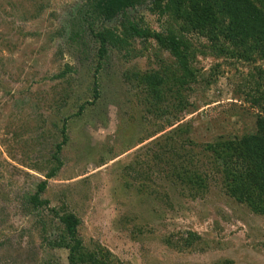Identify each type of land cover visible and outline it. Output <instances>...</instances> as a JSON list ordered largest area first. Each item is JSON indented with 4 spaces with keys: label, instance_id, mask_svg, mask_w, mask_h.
Here are the masks:
<instances>
[{
    "label": "rangeland",
    "instance_id": "1",
    "mask_svg": "<svg viewBox=\"0 0 264 264\" xmlns=\"http://www.w3.org/2000/svg\"><path fill=\"white\" fill-rule=\"evenodd\" d=\"M78 2L0 0V264H68L49 209L74 214L84 247L107 251L110 264H264V217L226 193L205 149L254 129L264 60L214 54L190 35L193 80L181 103L167 94L154 107L125 74L163 70L171 56L135 38L97 70L92 32L178 24L146 9L105 22L83 17ZM63 118L62 167L40 196L47 208L34 209L27 198L45 180ZM182 167L202 185L179 181Z\"/></svg>",
    "mask_w": 264,
    "mask_h": 264
},
{
    "label": "trees",
    "instance_id": "2",
    "mask_svg": "<svg viewBox=\"0 0 264 264\" xmlns=\"http://www.w3.org/2000/svg\"><path fill=\"white\" fill-rule=\"evenodd\" d=\"M94 1L97 6L95 13L104 21L114 19L132 4V0ZM152 3L153 13L167 14L178 24L176 31L168 29L165 32H150L138 26L124 25L121 33L104 30L92 32V35L98 45L97 70L110 49H126L128 41L135 38L151 39L159 49L171 56L173 63L163 67V70L130 72L131 78L125 74V79L132 81L131 85L142 88L154 107L162 105L167 94H172L171 97L178 99V104L181 103L180 90L193 80L194 71L190 64L195 53L187 38L190 35L206 40L207 49L214 54L244 62L264 60V0H152ZM178 71L180 75L176 76L175 72ZM93 79L92 88L96 98L95 76ZM170 84L173 85L171 88ZM258 85L255 84L256 95L251 97L250 102L251 107L259 110L255 115L254 129L240 137L219 138L207 144L205 149L218 164L226 193L238 203L245 204L253 213L264 217V91L257 90L260 87ZM91 103L80 105L78 114L85 105ZM58 134L60 142L51 155V166L45 180L27 198L34 209L47 208L48 202L40 196L46 190L47 179L53 178L62 167L59 155L68 140L66 118H63ZM186 169L179 168L178 171H182L175 172L176 178L183 184L201 186L202 178L190 174ZM49 211L54 213L62 227L52 245L67 251L68 264H110L107 251L101 248L88 250L84 247L77 234L78 219L74 214L67 212L58 215L55 210Z\"/></svg>",
    "mask_w": 264,
    "mask_h": 264
},
{
    "label": "flooded vegetation",
    "instance_id": "3",
    "mask_svg": "<svg viewBox=\"0 0 264 264\" xmlns=\"http://www.w3.org/2000/svg\"><path fill=\"white\" fill-rule=\"evenodd\" d=\"M131 3L132 4H130L124 8L123 12L117 14L116 17H114V18H121V17H124L126 14L133 13V12H136V11L142 10V9H146L148 11H151V8L153 5L152 0H140V2H138V3L135 2V0H132ZM96 8H97L96 1H94V0H80V2H78V7H77L76 11L77 12H78V10L82 11L83 17L94 16L97 20L104 21L100 18H97L98 14L95 13ZM77 14L78 13H76V15ZM105 22H107V21H105ZM93 30H95V31H104V30L116 31V29H109V28L99 29L98 27L94 28Z\"/></svg>",
    "mask_w": 264,
    "mask_h": 264
}]
</instances>
